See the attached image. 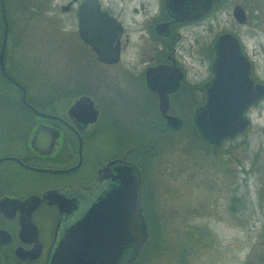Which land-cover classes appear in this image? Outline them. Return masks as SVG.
Listing matches in <instances>:
<instances>
[{"label": "flooded vegetation", "instance_id": "flooded-vegetation-1", "mask_svg": "<svg viewBox=\"0 0 264 264\" xmlns=\"http://www.w3.org/2000/svg\"><path fill=\"white\" fill-rule=\"evenodd\" d=\"M82 1L58 4L45 0L39 9L38 20L48 18L55 57L30 62L16 49L9 51L6 41L0 66V264H53L52 256L64 242L60 240L66 236L65 229L88 213L97 192L107 187L105 180L92 192L83 189L96 182L98 168L107 161H133L140 169L143 186V171L134 154L151 156L155 137H148L146 148L132 141L121 147L125 138L122 129L128 127L116 113L117 106L120 112H130L128 119L138 116L158 134H167L175 128L163 117L161 100L166 99L165 112L175 115L182 110L195 113L204 101L213 44H202L203 16L173 19L164 0H116L115 4L97 0L100 10L89 18L92 28L98 29L105 21L99 11L107 12L120 27L117 59L105 62L79 35ZM24 8L29 17L16 12H22L25 22L31 21L28 13L36 9L34 4L26 3ZM59 44H67L64 52ZM73 58L81 73L77 79L64 78L58 70L68 68ZM203 63L208 69L205 78ZM94 64L105 67L106 76L91 89ZM252 72L251 62L250 75L263 82ZM96 142L102 144L100 149ZM86 148L92 169L81 178L77 174L83 170L82 150ZM145 227L146 239L131 264L148 238L146 217ZM115 229L104 224L100 234L109 236ZM89 230L85 234L94 236L95 229ZM92 245L87 243L88 249Z\"/></svg>", "mask_w": 264, "mask_h": 264}, {"label": "rangeland", "instance_id": "rangeland-1", "mask_svg": "<svg viewBox=\"0 0 264 264\" xmlns=\"http://www.w3.org/2000/svg\"><path fill=\"white\" fill-rule=\"evenodd\" d=\"M26 3L36 8L28 13L33 19L27 22L22 17ZM235 3L245 9L243 23L232 17ZM7 4L9 51L16 49L30 62L55 57L48 18L38 20L45 0H7ZM201 28L203 45L213 44L222 31L232 32L252 62V74L264 82V0L218 2L202 17ZM59 46L64 52L67 44ZM72 63L58 70L64 78L79 77L81 66L75 58ZM90 73L94 78L88 87L93 89L101 84L106 69L94 64ZM201 74L203 78L208 75L204 63ZM98 89L101 92L102 88ZM115 111L128 127L122 129L125 138L121 147L132 141L146 148L153 134L156 142L151 156L134 154L143 171L142 212L160 226L159 237L154 230V250L147 254L145 264H264V96L249 108L250 123L245 133L222 140L217 148L207 145L193 123L194 113L187 110L176 113L182 123L167 134H158L138 116L128 119L130 112H120L118 106ZM82 165L77 174L81 178L92 169L88 148L82 150ZM235 195L238 201H234Z\"/></svg>", "mask_w": 264, "mask_h": 264}, {"label": "water", "instance_id": "water-1", "mask_svg": "<svg viewBox=\"0 0 264 264\" xmlns=\"http://www.w3.org/2000/svg\"><path fill=\"white\" fill-rule=\"evenodd\" d=\"M217 1L164 0V6L173 19L190 20L207 14ZM95 10H100L97 0H83L79 5V35L89 43L99 60L114 62L117 59L119 24L107 12L99 11L105 21L98 29H93L89 18L96 14ZM0 13V66L3 67L8 28L3 0H0ZM231 14L237 23L246 20L245 11L238 3L233 5ZM210 71L204 87V101L193 114V123L204 139L218 144L247 129L250 120L245 111L264 94V83L250 75L251 61L230 31L215 36ZM160 105L167 124L172 128L179 127L180 117L165 112L166 99L161 100ZM105 180L107 187L97 192L89 212L65 229L66 236L60 240V243L64 242L52 256L53 264H131L142 248L147 231L141 205L139 167L124 158L111 159L98 168L96 182L83 189L92 192L93 187ZM103 217L111 219L104 221ZM104 224L116 229L109 236H102L100 229ZM88 227L89 231L95 229L94 236L85 234ZM89 242L93 245L88 249Z\"/></svg>", "mask_w": 264, "mask_h": 264}, {"label": "trees", "instance_id": "trees-1", "mask_svg": "<svg viewBox=\"0 0 264 264\" xmlns=\"http://www.w3.org/2000/svg\"><path fill=\"white\" fill-rule=\"evenodd\" d=\"M7 0H4V6H5V11H6V15H7ZM17 9L19 8V6L18 7H16ZM20 8H21V6H20ZM7 22H8V18H7ZM10 23V22H9ZM9 23H8V33H9V31H10V25H9ZM1 27H2V18H1V14H0V33H1ZM245 133V131L244 132H242L241 134H238V135H243ZM238 135H235V136H233V137H231V138H228V139H224V140H231V139H233L234 137H236V136H238ZM202 137V136H201ZM203 138V137H202ZM204 139V138H203ZM206 142H207V145H209V146H211L212 148H217L219 145H221V142L220 143H218V144H213V143H210V142H208L206 139H204ZM222 142H224V141H222ZM228 152H230V150H226V153L228 154ZM228 156H230V155H228ZM237 163L239 164L240 163V161L239 160H237ZM244 169V166L243 165H241V170H243ZM253 169V168H252ZM142 195H143V193H142ZM234 201H238L239 200V198L238 197H236V195L234 196ZM142 203H143V201H142ZM142 209H143V207H142ZM146 215V214H145ZM146 219H147V223H148V238H147V240H146V242H145V245H144V247H143V249L141 250V252L138 254V256H137V258H136V260L134 261V263L133 264H145L146 263V256H147V254H149V252H151V251H153L154 250V247H151L152 245V240H153V237L155 236V234H154V232L155 231H157V234H158V237H159V234H160V226L158 225V224H156V223H154V220L153 219H151V218H149L147 215H146ZM155 228V229H154ZM155 230V231H154ZM157 234H156V236H157ZM154 235V236H153ZM161 247H162V244H161Z\"/></svg>", "mask_w": 264, "mask_h": 264}, {"label": "bare ground", "instance_id": "bare-ground-1", "mask_svg": "<svg viewBox=\"0 0 264 264\" xmlns=\"http://www.w3.org/2000/svg\"><path fill=\"white\" fill-rule=\"evenodd\" d=\"M141 203H142V196H141Z\"/></svg>", "mask_w": 264, "mask_h": 264}]
</instances>
